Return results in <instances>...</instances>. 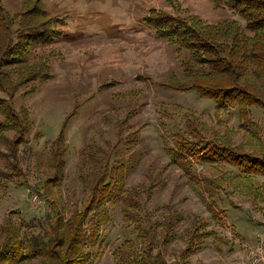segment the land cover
<instances>
[{
    "label": "rangeland",
    "instance_id": "1",
    "mask_svg": "<svg viewBox=\"0 0 264 264\" xmlns=\"http://www.w3.org/2000/svg\"><path fill=\"white\" fill-rule=\"evenodd\" d=\"M37 1L57 33L32 53L47 67L45 80L15 94L14 107L28 112L31 131L29 141L18 146L21 174L1 192L0 225L8 212L39 220L51 212L50 202L69 216L88 194L81 180L91 167L88 154L113 151L110 161L132 163L124 188L126 194L133 189L138 194L141 213L149 220L152 255L158 253L163 264H248L249 248L257 234L264 235V176L244 182L234 178L237 169L208 162L193 163L188 176L166 149L174 133H186L194 121L190 127L195 124L206 137L232 147L245 145L249 153H257L263 143L264 150V107L249 109L250 119L261 127L256 141L239 127L236 108L230 115L195 91L164 86L181 75V60L188 53L156 35L145 18L162 11L208 24L236 20L245 29L244 21L211 0H1L10 15ZM61 126L67 143L63 177L44 192L45 166L37 165L36 158L47 156ZM0 150L6 151L3 145ZM225 169L231 174L226 178L220 175ZM209 208L221 210V218ZM132 229L122 220V205L116 204L91 249L92 264L121 263L113 252L135 237ZM134 246L122 248L121 254ZM140 248L135 247L139 253Z\"/></svg>",
    "mask_w": 264,
    "mask_h": 264
},
{
    "label": "trees",
    "instance_id": "2",
    "mask_svg": "<svg viewBox=\"0 0 264 264\" xmlns=\"http://www.w3.org/2000/svg\"><path fill=\"white\" fill-rule=\"evenodd\" d=\"M211 1L218 7L230 8L244 21L245 29L236 20L208 24L199 17H179L162 11L145 18L156 35L188 53L181 60V75L163 85L195 91L212 99L217 109L230 115L231 108H236L239 127L256 141L260 140L261 127L250 119L249 109L264 107V0ZM38 3L21 14L10 15L0 0V145L6 149L0 150V196L14 177L21 174L18 146L30 139L28 112L24 107L16 111L15 94L22 86L45 80L47 67L34 60L32 53L37 47L47 45L57 33L56 26L53 27ZM190 123L186 133H174L173 145L166 149L173 160L180 162L186 175H190L193 163L208 162L212 166L237 169L239 173H234V178L244 182L264 176L263 143L257 153H249L243 150L245 145L232 147L206 137L204 130L195 124L190 127ZM63 126L51 142L47 156L36 158L37 165L45 166L41 172L44 192L47 186L58 185L63 177L67 150ZM9 133L11 137L6 135ZM92 150L87 156L91 167L87 176L81 178L88 194L80 207L66 217L57 204L50 202L51 212L32 221L14 218L8 212L0 225V264H92L91 249L98 245L102 227L110 221L111 211L118 203L122 205V220L133 227L135 237L125 239L113 256L123 264H163L158 253L152 255L154 233L148 218L141 213L138 194L134 189L126 194L124 188L132 163L127 159L110 161L113 151ZM227 172L225 169L220 175L226 178V174L231 175ZM209 211L221 218L217 215L221 210L209 208ZM189 243L184 249L186 253L191 249L192 241ZM130 245L135 246L121 254ZM137 245L141 253L135 249Z\"/></svg>",
    "mask_w": 264,
    "mask_h": 264
},
{
    "label": "built area",
    "instance_id": "3",
    "mask_svg": "<svg viewBox=\"0 0 264 264\" xmlns=\"http://www.w3.org/2000/svg\"><path fill=\"white\" fill-rule=\"evenodd\" d=\"M32 199L35 202L37 199L36 195ZM257 236L259 238L248 250V264H264V235L257 234Z\"/></svg>",
    "mask_w": 264,
    "mask_h": 264
}]
</instances>
